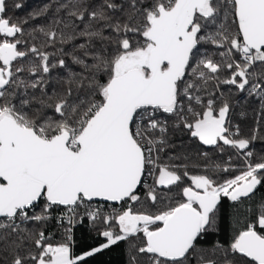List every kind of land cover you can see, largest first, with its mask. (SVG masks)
Segmentation results:
<instances>
[{
    "label": "snow or ice",
    "instance_id": "obj_1",
    "mask_svg": "<svg viewBox=\"0 0 264 264\" xmlns=\"http://www.w3.org/2000/svg\"><path fill=\"white\" fill-rule=\"evenodd\" d=\"M8 11L0 0V264H89L121 242L130 264H264V202L241 208L264 188V0ZM177 132L235 150L239 174L219 177L232 155L171 154Z\"/></svg>",
    "mask_w": 264,
    "mask_h": 264
},
{
    "label": "trees",
    "instance_id": "obj_2",
    "mask_svg": "<svg viewBox=\"0 0 264 264\" xmlns=\"http://www.w3.org/2000/svg\"><path fill=\"white\" fill-rule=\"evenodd\" d=\"M48 2V0H8L9 4V11L8 15L14 18H23L25 17L30 11L38 9L41 5ZM15 3H22L24 5L21 9L14 8ZM44 21L38 20L35 23H43ZM55 75V74H54ZM252 106H255V101L252 102ZM240 108L234 109V123H240L242 129L247 132L248 126L251 124L250 118H243L240 117ZM171 143L175 145V148L171 150V154L173 155H183L190 157L191 159L187 162L192 164H196L198 162V158H196V153L198 151H207L213 160L216 163H221L222 161L227 159L228 155L233 156V160L235 161L236 167H234L233 171L228 174H219L221 179L223 178H230L233 175L239 174L238 168L243 166L242 157L237 156L235 150L229 149L225 146V152L221 155L213 146H203L198 142L195 138H190V136L183 132H177L173 137ZM254 150L256 153L264 154V143L257 141L254 144ZM166 159V158H165ZM193 174L200 171L196 168H191ZM150 182V178H149ZM185 183H190L185 179ZM180 189L173 187L172 191L169 195L176 196L179 198ZM264 202V188H260L259 191L256 192V195L250 201H245L241 204V208L251 207L253 210H258L261 203ZM225 204L228 206L229 210H231V202L225 200ZM139 207V206H137ZM144 210L155 211L156 209L150 208L148 204L143 206ZM228 213L226 212V215ZM251 215V213H247ZM241 223H243L244 217L241 216ZM236 225L229 221L226 225L225 231L220 235V239H229L231 235V229ZM49 232H56L55 221H52L48 226ZM76 237L78 242L81 244L90 242V239L87 236V233L83 231L81 228L76 229ZM82 237H84L82 239ZM59 234H56L54 240H59ZM211 239V238H210ZM89 264H130V252H129V245L126 242H121L118 246L113 247L110 251H106L102 255L97 256L94 260H90Z\"/></svg>",
    "mask_w": 264,
    "mask_h": 264
},
{
    "label": "built area",
    "instance_id": "obj_3",
    "mask_svg": "<svg viewBox=\"0 0 264 264\" xmlns=\"http://www.w3.org/2000/svg\"><path fill=\"white\" fill-rule=\"evenodd\" d=\"M100 205L103 210H110L111 208L119 209V204L105 203V202H94L93 206Z\"/></svg>",
    "mask_w": 264,
    "mask_h": 264
},
{
    "label": "water",
    "instance_id": "obj_4",
    "mask_svg": "<svg viewBox=\"0 0 264 264\" xmlns=\"http://www.w3.org/2000/svg\"><path fill=\"white\" fill-rule=\"evenodd\" d=\"M95 202H104V201H95ZM105 203H112V204H116L114 202H105Z\"/></svg>",
    "mask_w": 264,
    "mask_h": 264
}]
</instances>
